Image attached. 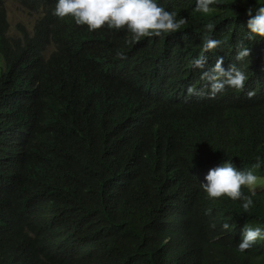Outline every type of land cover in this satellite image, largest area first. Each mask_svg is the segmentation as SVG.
I'll return each mask as SVG.
<instances>
[{
	"label": "trees",
	"instance_id": "trees-1",
	"mask_svg": "<svg viewBox=\"0 0 264 264\" xmlns=\"http://www.w3.org/2000/svg\"><path fill=\"white\" fill-rule=\"evenodd\" d=\"M14 1L34 18L11 34L0 0V264H264V239L235 248L244 224L264 226V164L241 187L255 193L247 212L199 186L226 158L264 159V40L242 29L264 0L206 14L157 0L185 23L134 44L56 17L55 0ZM205 37L220 43L204 50ZM218 61L244 72L242 88L213 91Z\"/></svg>",
	"mask_w": 264,
	"mask_h": 264
},
{
	"label": "clouds",
	"instance_id": "clouds-1",
	"mask_svg": "<svg viewBox=\"0 0 264 264\" xmlns=\"http://www.w3.org/2000/svg\"><path fill=\"white\" fill-rule=\"evenodd\" d=\"M215 0H195L194 9L201 13H208ZM52 14L58 18L70 16L76 25H85L88 31L106 26L108 29H124L129 34L128 43H136L143 37L161 36L176 32L185 23L183 16L176 18L173 12L166 10L157 0H55ZM245 15L243 37L247 41L264 40V3H254L249 6ZM204 30L210 32L214 25L207 23ZM220 43L216 39L205 37L202 47L204 50L214 48ZM250 49L243 46V40L236 44L235 59L243 60ZM115 55L123 59L124 53L116 51ZM206 57L194 60L196 66H201ZM220 61L216 67L220 68ZM222 78L213 83V91H222L226 86L240 89L244 85L245 74L235 66L220 68ZM264 159L257 155L255 163L249 169L237 168L232 159H224L219 165L209 168L199 186L210 199L225 196L231 200H239L240 207L247 212L253 204L251 195H244L242 186L248 187L258 183V177L252 171L260 168ZM215 227V224L210 225ZM222 228L230 225L223 223ZM257 239H264V226H248L244 224L239 231V239L235 244L236 251L242 252L251 247Z\"/></svg>",
	"mask_w": 264,
	"mask_h": 264
},
{
	"label": "rangeland",
	"instance_id": "rangeland-1",
	"mask_svg": "<svg viewBox=\"0 0 264 264\" xmlns=\"http://www.w3.org/2000/svg\"><path fill=\"white\" fill-rule=\"evenodd\" d=\"M7 12V20L10 27L9 32L16 35L20 31V26L28 27L34 18L32 13L22 10L14 0H4ZM261 183L262 179H258Z\"/></svg>",
	"mask_w": 264,
	"mask_h": 264
}]
</instances>
